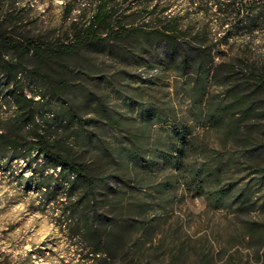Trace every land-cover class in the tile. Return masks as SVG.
I'll return each mask as SVG.
<instances>
[{
    "label": "rangeland",
    "instance_id": "1",
    "mask_svg": "<svg viewBox=\"0 0 264 264\" xmlns=\"http://www.w3.org/2000/svg\"><path fill=\"white\" fill-rule=\"evenodd\" d=\"M142 1L132 0L131 6ZM226 1L161 0L169 12L181 13L184 43L213 49L215 62L205 76L167 66L161 58L164 43L148 29L119 41L103 32L97 44L45 59L14 48L0 53L18 63V83L40 101L42 115L35 118L44 119L40 130L53 124L64 148L103 178L93 218L114 242L117 264H200L204 258L213 264H264L260 240L250 228H264L259 172L264 166V0H230V15L223 10ZM94 2L0 0V32L52 50L73 37L74 21L89 22ZM115 6L124 13L129 3ZM123 20L145 26L138 14ZM8 82L0 74L5 116L16 111L4 98ZM186 131L182 144L179 134ZM25 135L31 139V133ZM175 147L183 150L180 171L165 166L159 154L171 149L177 155ZM152 159L150 170L139 161ZM39 162L40 167L50 163ZM36 167L0 159V264L103 262L90 253L82 229L85 189L64 181L38 187ZM170 173L179 174L180 182L174 200L163 206L152 184L170 182ZM193 173L204 180L203 190L192 182ZM66 192L64 205L75 210L72 215L63 212ZM240 201L247 206L241 211ZM124 221L129 226L123 228Z\"/></svg>",
    "mask_w": 264,
    "mask_h": 264
},
{
    "label": "trees",
    "instance_id": "2",
    "mask_svg": "<svg viewBox=\"0 0 264 264\" xmlns=\"http://www.w3.org/2000/svg\"><path fill=\"white\" fill-rule=\"evenodd\" d=\"M132 0H95L93 14L88 23L85 25L79 24L74 21V33L73 37L65 44L54 48L52 50H46V47L35 41L21 42L17 41L12 36L6 35V33L0 32V53L3 54L8 48H14L20 53L28 54L30 51L42 59L55 53H71L85 47L87 45L97 44L102 39V33L106 32L107 37L114 41L127 40L135 33H139L142 29H148L151 35L155 36L158 41L163 42L165 45V51L161 54L162 60L167 66H173L177 69L184 70V73L195 72L199 76H205L207 70L215 62V55L213 49L204 43L198 44L197 47H192L194 44L184 43L182 37L184 30L181 26L182 15L180 12H169L167 4H163L161 0H146L136 4L132 7ZM254 0H247L245 4H250ZM129 3L130 10L128 14L124 15L116 8L118 3ZM235 3V1L233 2ZM225 6L227 9H223L230 15V0L226 1ZM235 7V5H234ZM222 9V8H221ZM232 7L231 12L235 11ZM70 8H68V11ZM141 16L144 20L145 26L124 24V18L133 17L135 15ZM114 22L116 24H114ZM44 68H40L38 72L42 73ZM20 72L17 62L6 58H0V74L9 78L8 88L4 94L6 102L12 101L16 107L15 113L6 115L0 110V159L11 158L24 160L28 164V168L31 169L35 164L40 167L39 159L49 160L50 163L44 167H40L39 170L35 168V172L40 173V183L38 187L43 186L45 189H49L53 185H60L62 182H68L73 187L74 184H81L83 190L88 195L86 203L81 205V212H83V226L84 234L91 241L90 253L96 254V257L104 259L99 264H117L116 260L112 257V249L115 247L114 242L110 241L104 236V232L99 227L101 222L94 221L95 209L99 206L98 200H96L95 194L99 184L103 178L92 172L90 165L80 158L75 157L66 150L56 137H54L53 124H45V129L40 130L41 123L37 122L36 117L41 114V108L39 106L40 101L34 99L32 96L25 94L23 86L18 83V74ZM45 95L42 94V97ZM42 99V98H41ZM6 113V112H5ZM70 122L73 116L69 117ZM32 121V128L25 131L24 127L28 122ZM81 121H86L81 119ZM48 123V122H47ZM24 131V133H23ZM31 133V139L28 140L25 133ZM179 139L184 144L186 142L188 131L179 134ZM173 145H177L174 142ZM178 154H174L171 149L169 151L160 150L159 154L163 157L165 166L174 167L176 171H180L183 166V150L182 147H175ZM153 154L157 153V150H152ZM142 166L147 167L148 170L152 169L154 164L145 163L143 160H139ZM129 168V165L126 166ZM47 168L53 169V172L45 173ZM264 177V166L259 168ZM72 175L70 178L68 175ZM34 176V175H33ZM33 176L26 177L31 179ZM170 182H159L152 184V190L159 198V203L163 206L174 200L175 184L180 182L179 174L170 173ZM192 182L197 183L198 188L203 190L205 187L204 180L199 173L192 174ZM137 186L141 185V182L136 183ZM71 195V194H70ZM69 200V192H66V196L62 201L63 212L70 213L71 215L75 210L71 206L64 205ZM83 196L80 202L82 203ZM250 205V204H249ZM146 207V206H145ZM238 210L247 208L243 201L237 206ZM96 213V212H95ZM70 223L76 224V219L71 216H66ZM258 224V223H257ZM129 226V221H124L122 227ZM253 229V234L260 240V250L264 253V228L260 226H250ZM153 232V230H152ZM252 234V235H253ZM200 264H213L212 258H204Z\"/></svg>",
    "mask_w": 264,
    "mask_h": 264
}]
</instances>
